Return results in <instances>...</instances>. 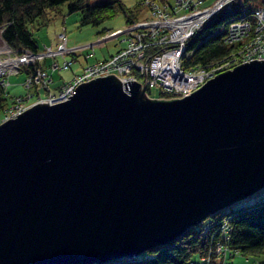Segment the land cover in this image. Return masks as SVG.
Here are the masks:
<instances>
[{
  "label": "water",
  "instance_id": "water-1",
  "mask_svg": "<svg viewBox=\"0 0 264 264\" xmlns=\"http://www.w3.org/2000/svg\"><path fill=\"white\" fill-rule=\"evenodd\" d=\"M0 123V264H100L264 186V59L182 97L114 74Z\"/></svg>",
  "mask_w": 264,
  "mask_h": 264
},
{
  "label": "built area",
  "instance_id": "built-area-1",
  "mask_svg": "<svg viewBox=\"0 0 264 264\" xmlns=\"http://www.w3.org/2000/svg\"><path fill=\"white\" fill-rule=\"evenodd\" d=\"M236 1L214 0L202 5V0H174L172 5H169L172 7L171 12L167 5L161 8L156 1H151L153 8L149 20L138 19L128 22L124 27L106 31L95 40L78 45H68L65 26H62L56 32L55 45L43 44L34 52L24 49L20 53L14 52L12 56L3 60L26 57L28 60L19 63L41 64L47 58L50 59L48 65L50 69L35 67L24 80V86L27 89L34 88L37 95L30 103L38 101L53 103L65 100L73 94L78 83L106 74H114L122 82L135 80L144 83L148 91L155 87L163 94L159 96L161 98H179L197 89L222 69L254 58L264 59L263 0L248 14L242 8L236 17L230 18L223 25L222 40L236 45L229 53L232 55L224 56L227 60L223 61L221 58L213 63L193 68H183L180 64L187 39L211 16L226 5L235 6ZM118 35H122L123 44L112 55L104 60L86 61L79 73L72 74L56 91L50 90L53 70L68 68L75 61L74 55L81 52H85V58L89 59V50L101 46L106 40ZM68 55L71 56L70 59ZM233 58L234 60H231ZM3 78L4 76H0L1 81ZM41 91H45L44 96L40 94ZM30 96L31 94L27 97ZM23 109L16 110V114Z\"/></svg>",
  "mask_w": 264,
  "mask_h": 264
},
{
  "label": "trees",
  "instance_id": "trees-1",
  "mask_svg": "<svg viewBox=\"0 0 264 264\" xmlns=\"http://www.w3.org/2000/svg\"><path fill=\"white\" fill-rule=\"evenodd\" d=\"M160 1L172 10L169 5L173 2ZM262 1L237 0L235 6L226 5L206 20L185 42L181 66L193 68L207 65L228 55L236 45L222 40L223 25L230 18L236 17L242 8L248 14ZM63 4H66L68 12L78 11L80 24H98L116 11L123 12L127 23L139 19L141 14L138 13L140 10L134 9L135 5L128 8L120 0H0L1 38L17 53L24 49L33 52L39 50L43 45L38 46L34 32L47 25L57 14L60 15V6ZM74 58L76 62V55ZM26 65L22 71L31 74L35 67L48 69L49 64L43 61L41 64L36 62ZM26 77L27 74L22 83ZM56 81L51 74L50 90H57H53ZM9 86L0 84V110H4L8 104V97L13 100L17 96H37L34 88H26L22 95H8ZM146 93L149 94L148 89ZM162 95L158 91L156 97ZM206 222L207 228L200 222L196 226H190L168 243L153 246L136 256L120 257L100 264H232L229 260L234 255L264 263V199L234 208H223L209 216Z\"/></svg>",
  "mask_w": 264,
  "mask_h": 264
},
{
  "label": "rangeland",
  "instance_id": "rangeland-1",
  "mask_svg": "<svg viewBox=\"0 0 264 264\" xmlns=\"http://www.w3.org/2000/svg\"><path fill=\"white\" fill-rule=\"evenodd\" d=\"M120 1L128 8H131L135 5L134 9L140 10L138 13H141L139 14V17H138L140 21L151 19V8H153V5H152L153 3L151 1H156L157 4L161 8H164L163 6H165L163 1H160V0H120ZM170 1L173 2V0H170ZM212 1L214 0H202V5L209 4ZM60 11H61L60 15L57 14V16L53 20H51L47 25L40 27L38 30L34 32V38L38 46H42L43 44L55 45L56 32H58L62 28V26H65V30H66L67 37H68V41H67L68 45H78V44H83L86 42L93 41L97 38V36H101L104 32L113 30L119 27H124L127 24V22L125 21L124 14L121 11H116L114 14L108 17H105L103 21L95 25L80 24L79 23L80 15L78 11L68 12L66 8V4H63L60 6ZM169 11L171 12L172 10L169 9ZM121 39H122V35H118L116 37L110 38L106 40L101 46H96L88 51L90 52L91 58L86 59L85 52H81L76 55V62H74L68 68L66 69L61 68V69L53 70L52 77L55 80H57L55 82L56 85L54 86L53 90L58 89L61 82L70 78L72 74L78 73L80 68L85 65L86 61L88 60L92 61L93 59L104 60L108 58L109 55L114 53L123 44V41ZM14 52L15 51H13L10 47H8L3 42L0 36V59L3 60L4 58H8L12 56ZM229 55H232V54H229ZM67 57L69 59L71 58V56L69 55ZM226 57H228V55ZM226 57L222 58L221 60L223 61L227 60ZM7 60H5L7 63L6 62L4 63L5 66L2 68V71H0V74H1L0 76H4L3 81L0 80V84H2L4 87L10 85L9 87H7V91L9 93L8 95H13V96L22 95L27 90L26 87L24 86L25 82L22 83V81L26 74L27 76L30 75V73L28 72L25 74V72L22 71V69H24L27 66L26 64L30 65V63H26V62L19 63L18 62L19 64L17 63V64H14L13 66V65H10L11 63L10 59H7ZM57 60L60 61L58 58ZM231 60H234V58ZM45 63L49 64L50 59L47 58L45 60ZM230 68L222 69L218 71L217 73L224 71L226 69H230ZM17 71L18 72L20 71V72L18 73ZM4 91L7 92L6 90ZM148 93L150 97L151 96L156 97L158 95V89L155 87L150 88ZM41 95L44 96L45 93L41 92ZM35 99H36V96H33L31 98L27 96H24V97L17 96L13 100H11L10 97H8L7 99L8 104L6 105L4 110H0V123L8 118L15 117L16 112H17L16 110H20L23 108H24L23 110H25L28 106L31 105L30 102L31 101L33 102ZM263 199H264V186L258 188L257 190L249 194L248 196L234 201L228 207L234 208L240 205H244V204H248V203H252L256 201H261ZM206 219L204 220L206 221ZM204 220L201 223L204 228H207L208 224L207 222L205 223ZM229 261H231L232 264H264V263H260V261L259 263L254 262L255 261L254 259L245 258V256H242V255H234L230 258ZM220 263H223V262L221 261Z\"/></svg>",
  "mask_w": 264,
  "mask_h": 264
},
{
  "label": "bare ground",
  "instance_id": "bare-ground-1",
  "mask_svg": "<svg viewBox=\"0 0 264 264\" xmlns=\"http://www.w3.org/2000/svg\"><path fill=\"white\" fill-rule=\"evenodd\" d=\"M226 7V6H225ZM22 60H28V58H26V57H17V58H12V59H10V61H11V63H10V65H14V64H17L18 62H21ZM8 61V60H7ZM6 61H3L2 59H0V71H2V68L5 66L4 65V63H5ZM7 63V62H6ZM9 65V66H10ZM205 223H206V221H205ZM196 226V225H195Z\"/></svg>",
  "mask_w": 264,
  "mask_h": 264
}]
</instances>
